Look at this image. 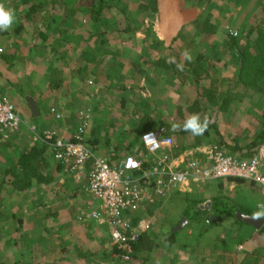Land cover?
Masks as SVG:
<instances>
[{
	"label": "crops",
	"instance_id": "crops-1",
	"mask_svg": "<svg viewBox=\"0 0 264 264\" xmlns=\"http://www.w3.org/2000/svg\"><path fill=\"white\" fill-rule=\"evenodd\" d=\"M52 17V21H55ZM44 27L40 25L35 30L39 39L46 41L44 43L39 40H36L37 42L26 40V33L16 36L25 39L21 42L20 38L8 35L10 33H4L2 36V38L7 36V42L6 44H0V48L3 50L0 53V87L4 93L9 95L11 85L20 86L21 94L16 93L15 95L24 98L32 119H24L26 125L19 132L13 134V140L6 147L4 144L0 148V155L5 160L0 168V185L2 184L4 170L15 165L17 157L16 160H13V156H16L19 150L33 145L44 146L41 141L35 139L27 127L28 124H34L40 130H56L59 136L64 139H72L77 128L83 122H87L88 130L84 142L95 155L108 160L110 164H117L121 159L132 154L143 160L146 163L145 167L149 168L153 157L145 150L141 142V133L137 131L142 124L140 112L144 115L146 113L153 114L152 118L154 119L151 120L153 126H151V122L149 125L153 128V131L162 130L160 135H164V130L173 128L176 121L172 116L166 117L164 115L165 110L162 108V106L164 107L162 102L151 106L152 101H155L154 96L163 98V96L168 97L169 94L173 93V90L168 87V82H171L170 72L166 68L159 67L153 70V66H156L158 62L157 60L160 61L161 65L167 63L166 60L162 61L161 56L163 54L159 52V48L163 43L157 40L158 42L151 44L150 46H154L151 49V57L148 58V63L151 66L139 70L140 64L144 62L140 61L135 71V69L131 70V65L125 56L126 48L121 43H118V45L109 42L94 44L91 37L89 40H83L82 35L86 31H83L82 27L70 28L67 25L59 26L58 24L49 28L50 30H56L57 34L47 37L44 34ZM74 33L79 35L74 36ZM33 38L37 39L35 36ZM165 38L169 40L166 36ZM1 45H5V47L3 48ZM105 49L111 50L112 55L107 56L106 52H103ZM11 65L18 68L12 70L10 69ZM136 99L139 101L137 102ZM148 100L151 101L147 106L146 102ZM161 100L167 102L165 99ZM33 104L38 107L37 113H34L30 107ZM134 112L138 113L135 115ZM56 113H59L61 117L58 118ZM33 118L38 119V123ZM201 141L199 147L217 143V141L211 140ZM192 142L193 140H191ZM191 149L194 148L189 147L185 151ZM45 156L52 176L51 183H55L56 180H59L58 182L63 180L62 177H65L64 171L69 172L74 178L73 173L55 160L51 148L47 147ZM90 167L91 162L87 164V170ZM80 181H82L79 182L82 187L85 180ZM236 181L238 179L224 178L211 183L206 188L199 187V190L210 189L214 198L208 200L211 201L212 207V200L224 198L223 194L226 191L230 194L234 193L233 190L238 186ZM44 185L46 184L36 185L35 187ZM5 186L7 185L5 184ZM193 189L172 191L159 205L168 206L171 201H175L177 196H181L183 199V202L176 203L175 201V203H172L174 207L181 210L175 215L174 211L177 209L169 208L168 223L162 225V227H155L153 222L150 228L143 232L149 234L150 238L157 242L152 251L151 260L147 264H236L235 262L246 259L248 253L250 258L259 260L261 257L259 252L264 250V235L261 234V229L264 227V215L257 217L255 214L258 212L264 213V203H258V208L253 211L246 203L236 201L234 203L233 201L232 204L239 205V210L242 211L236 212V217H234L237 219L236 222L232 216L222 214L220 218L222 221L218 220L215 225H221L222 227L225 226L224 223L228 226L231 223L233 226L236 223L238 227V223L243 222L246 227H241V230L245 229L249 233V237L245 243H239L236 248H233L228 235L221 234L220 239L225 240L228 238V240L226 245L220 246L211 237H201L202 231L196 234L194 240L190 237L194 233L189 225L192 222L183 215L188 209L186 199L204 200L203 197H198L197 191L193 192ZM3 191H5V188ZM95 199H92L93 205H88L86 209L79 212L77 207L71 208L72 213H76L78 216L84 210L98 208L100 203H97ZM89 206L93 208L91 209ZM159 206H155V210H158ZM211 207L206 210H211ZM145 209L143 208V210ZM247 216L258 218L255 220L256 226L241 219ZM183 217L187 219V223L180 227ZM163 218L164 216L159 215L158 219L161 224H164L161 220ZM197 220L194 221L197 222ZM152 221H155V219ZM89 223L96 225L94 221ZM103 226H105L103 227L105 231L108 232V227ZM173 227L175 237L173 240H166L165 237ZM186 227L188 228V235L179 236L178 234L183 233ZM252 229H254V232H252ZM203 230H207V228ZM102 234L104 235L103 232ZM239 246H242V248L239 249ZM240 252L243 255L239 256L238 253ZM250 258H247L248 262L244 261L245 264H253V262H249Z\"/></svg>",
	"mask_w": 264,
	"mask_h": 264
},
{
	"label": "rangeland",
	"instance_id": "rangeland-1",
	"mask_svg": "<svg viewBox=\"0 0 264 264\" xmlns=\"http://www.w3.org/2000/svg\"><path fill=\"white\" fill-rule=\"evenodd\" d=\"M19 1L20 0H0V4H2L6 10H11L14 14L11 25L6 29L0 28V44H6L7 42V36L2 38L4 33H10L8 35L14 37L21 33H26V40L29 39V41L32 42H37L36 40H39L41 43H44L46 41L39 39L35 33L36 27L40 25L45 26L43 28L45 30L44 34L50 37L51 35L57 34V31L50 30L49 28L56 24L59 26L66 25V21H63L62 18L66 17L68 19L70 15L71 19L73 16L75 17L77 15L79 17V24L88 28H92L95 23V20H93L95 15L91 12V8L92 4H95L97 0H77L74 6L80 5L78 6L80 9H78L82 11L77 12L76 15H72L73 11L71 12L67 9L70 0H30L31 3L28 5L22 4L21 2L19 3ZM156 2L158 7L157 23L153 28L156 32L155 36L159 37V42L161 41L163 43L159 48V52L163 54L161 59L162 61H168V63L175 60L177 54H182L181 58H185V53L190 54V51L196 44L200 45L202 49L204 48L203 51H207L209 46L210 50L213 48V41L215 40L213 35L208 36L207 34H201L195 37L200 34V31L204 27L203 25L208 19L220 28V33L216 37L222 39L223 33H225L226 29L229 27H232L234 30L237 29L236 31L240 33V28L248 30L252 25H258L261 19L264 18V8H262L264 5L262 4V6H260V0H156ZM32 3L38 4L39 8L35 13L26 16V8H30ZM144 3L150 6L148 9L151 13V8L155 3L153 1ZM16 4H18V6H15ZM139 4H143L142 1L130 0V2H128L129 11L135 14L137 10H140L138 7ZM106 13L107 15H103L102 21L106 24L105 28H108V40L112 42L114 39H119L120 41L114 40L112 44L118 45L119 42V44L121 43V45L125 46V56L128 63L131 65V70L135 69L136 71L140 61L144 62L140 64L139 70L146 66L150 67L151 65L148 63V58L151 57V49L154 48V46L148 47L145 44V36L141 32L123 34L120 36V30L123 29V24L126 20L120 23L113 12ZM142 14L143 12L141 14L139 13V15ZM52 15L54 16L52 17ZM77 16L75 18H77ZM150 16L151 15L147 16V18ZM51 17L54 18L55 21H52ZM140 17L141 19L146 18L145 16ZM197 17L199 18L194 21ZM20 26L21 29H17ZM67 27L73 28L70 21ZM138 27L142 29V31L146 30L144 24L138 25ZM260 30L264 32V27ZM33 36L37 39H34ZM82 36L83 40H89L91 37L87 31ZM165 36L169 38V40H167ZM16 38H20V42L24 39L23 37ZM92 41L94 44L99 42L95 37H92ZM155 42H157V40L151 41V44ZM205 44L206 46L204 47ZM1 46L3 48L5 47V45ZM27 46L29 45L27 44ZM217 50L220 51L219 57L214 59L216 63H218L220 70L218 69L217 72L214 71V75L221 77L222 74L224 75L226 73L225 76H233V74L236 73L237 65L231 60L228 48L224 43H220ZM103 52H106L107 56L112 55L111 50L105 49ZM157 56H159V54H157ZM224 60H229L230 62L229 64L227 63L228 65L226 68L223 66ZM24 67L26 66L24 65ZM17 68V66H10L12 70ZM154 68H156L155 65L153 66V70ZM225 70L228 72H224ZM169 72L170 79H175V81L171 82L178 83L177 80L179 78L177 75L179 72H175L172 69L171 71L169 70ZM188 86L192 87L191 82L187 83V85L184 86L185 88L181 86L180 91L173 90V93L169 94L168 97L163 96V98H161L160 96H154L156 102L152 101L153 103L151 106L155 103L161 104L162 102L164 107L162 105L160 106L165 110L164 115H166V117L172 116L176 119L178 110H181L182 107V110H187L188 106L197 98L192 93L193 88H189ZM222 87H224V85H222ZM21 91L20 86L11 85L9 89V98L23 120H31L32 118L30 117L28 105L25 103L24 98L15 95L16 93L21 94ZM212 94L221 95L223 93H215L212 91ZM161 99H165L167 102H163ZM136 101L138 102L139 100L136 99ZM150 101L151 100H148L146 102L147 106ZM134 113L136 115L138 112ZM33 119L38 123V119ZM261 127L264 129V92L260 88L255 90L251 98L246 97L241 105L237 107V111L233 112V114L224 112L219 121V129L225 141L233 140L234 136L237 135L242 140L241 145L243 149L246 148L245 145ZM172 137L176 143L180 142L177 141L174 136ZM213 137L217 138V134L214 133ZM11 140L13 139L11 138ZM187 142H191V140H187ZM13 158V160H16V156H13ZM4 161V158L0 155V168ZM64 172L65 177H62V179L64 178L61 180L62 182L56 180L55 183L49 185L37 186L19 196L14 195L12 199H10L11 211L17 212L21 210L24 214L22 217L23 222L20 224H18L17 219L14 218L0 224V226L4 225L0 227V257L3 261L10 263L12 259H17L19 261L25 258L29 260L31 256V261L33 260L36 264H116V261L111 258L106 259L107 261L104 262H98L97 255L100 252L105 253L106 250H109L110 240L108 239V232L103 228L105 226L97 224L96 221V225L78 221L76 213H72L71 208L77 207L79 212L86 209L88 205H93L92 199H94V196L90 193L82 192L79 187V182L82 181L72 178L69 172ZM236 185L238 186L233 190L235 194H230L228 191L223 194L224 198L220 200L221 204L219 203L217 208L213 209L215 214L221 216L217 209H221L225 205H231L233 201L234 203H246L253 211L255 208H258V203H264V194L261 192L258 185L243 179H238ZM195 191H197L198 197H203V201L214 198L209 188L204 189V191H200L199 188H194L193 192ZM95 200L97 203H100L99 200ZM175 201L179 203L183 202V199L181 196H177ZM175 201H171L168 206H159L158 210H155L156 207L147 208V206L146 209L143 210V213H141V216L149 220L151 225L154 222L155 227H162V225L164 226L169 221V208H178L172 205ZM89 207L91 209L93 208L92 206ZM179 210L181 209L174 211L175 215ZM189 210L191 209L189 208ZM189 214L193 215L192 210ZM159 215H161V217L164 216V218L161 219L164 224H161L158 219ZM203 215L204 214H201L199 218H203ZM152 217L155 221H152ZM212 217L213 219L215 218V216ZM199 218L197 222L192 220L190 221L192 223L189 224L194 232L190 235L193 240L196 234L202 231L201 237H211L215 240V243L220 246L226 245L229 238L231 239L232 247L236 248L237 244L245 243L249 237V233L246 232L245 229L241 230V227H246L243 222H239L238 227L236 223H234L233 226L230 223L229 225L231 227L224 223L226 226L225 228V226L221 227V225H215L216 222L208 226L203 225L204 223L200 221ZM233 219L236 222L237 219L234 217ZM220 221H222V219ZM204 228H207V230H203ZM187 229V227L184 228V232L178 235H188ZM100 230L104 235H101L102 232ZM252 232H254V229H252ZM2 234H6V239L1 237ZM221 234H227L228 238L225 240L220 239ZM238 254L239 256L243 255L242 252ZM259 254H261L259 260L246 257L245 261H247V258H250L249 262L251 261L253 264H264V250L260 251Z\"/></svg>",
	"mask_w": 264,
	"mask_h": 264
},
{
	"label": "trees",
	"instance_id": "trees-1",
	"mask_svg": "<svg viewBox=\"0 0 264 264\" xmlns=\"http://www.w3.org/2000/svg\"><path fill=\"white\" fill-rule=\"evenodd\" d=\"M76 1L77 0H70L67 5L68 11H73L72 15H76L77 12L82 11L79 10L80 8L78 6L80 5L74 6ZM140 1L143 3L139 4L138 6L140 10H137L135 14H133L129 11L128 2H130V0H97L95 4H92L91 8V12L95 15L93 18L95 23L92 28H88L79 24V17L77 15V18H75L76 16H73L72 19L70 18L71 15L68 17V19L63 16L64 18H62V20L66 21V25H68V22L70 21L74 28L82 27L83 31H87L91 35V38L95 37L100 43L105 44L109 42L112 44L114 40H120L114 39L112 42L108 40V28H105L106 24H104L102 19L103 15H107L106 12H113L116 19L119 20L120 23H123L126 20L123 24V29L120 30V36L123 34L141 32L145 36V44L149 47L151 45V41L159 40V37L155 36L156 32L153 28L157 23L158 7L156 0ZM150 1L155 3L151 8V13L148 9L150 6L144 3ZM20 2L25 5L31 3L30 0H20L19 3ZM18 4L15 6H18ZM262 4L264 5V0H260V6H262ZM38 6V4L32 3L30 8H26L27 12L25 15L30 16L31 14L35 13L39 8ZM262 8L264 7L262 6ZM141 11L143 14L139 15V13H142ZM149 15L151 16L147 18ZM140 16H145L146 18L141 19ZM198 18L199 17H197L194 21H196ZM263 20L264 18L261 19V22L258 25H252L248 30L240 28V33L236 31L237 29L234 30L232 27H229L226 29V32L223 33L222 39H219V37L216 36L219 35L220 28H218V26L214 25V23L208 19L203 25L204 27L200 31V34L196 35L195 37L201 34H207L208 36L213 35L215 40L213 41L214 45L211 50L209 46L207 51H203L204 48L202 49L200 45L196 44L190 51V54H188L185 58H181L182 54H177L175 60L171 61V63H168L167 61L165 65H161L160 61L157 60L158 62L156 64V68H166L168 71H171L172 69L175 72H179L177 75L179 78L177 80L178 83L169 82L168 84V87L171 90L180 91L181 86L184 87L187 85V83L191 82L192 87H188L193 88L192 93L197 97L194 99L193 103L188 106L187 110H182L183 107L181 110H178L174 125L179 127L176 130H174V128L164 130V135L170 134L174 136L177 141H180L175 143L173 148L174 156L179 155L186 149H189V147H199L202 142L201 140H219L217 141L218 144L225 146L229 151L235 152V154H237V156L240 158H247L251 157L264 143L263 127H261L260 130H258L253 135L250 141L245 145V149H243V146L241 145V138L236 135L234 136L233 140L225 141V138L219 129L220 117L224 112H228L229 114L236 112L237 107L241 105L243 100L246 97L251 98L256 89L260 88L264 92V32L260 30L264 27ZM141 24L146 26L145 31H142V29L138 27V25ZM17 29H21V26ZM78 35V33H74V36ZM220 43H224V45H226L228 48V53L231 56V60L238 66V68L236 66V73L233 74V76H225V73L224 75L222 74L221 77H218L213 73L214 71L217 72L219 69L218 63H216L214 58L219 57L220 51L217 49ZM205 46L206 44L204 47ZM189 56L191 57L190 59L188 58ZM227 63H230L229 60H224L223 66L225 68L228 65ZM177 65H181L182 70L178 68ZM224 72L228 71L225 70ZM221 84L224 85V87H222ZM212 91L215 93L222 92L223 94L214 95L212 94ZM192 115H198L201 122L204 120L209 121L207 131H205L203 135H193L190 132L182 130L185 121ZM152 116L153 114L146 113V115H144L141 113L142 124L141 127L137 129V131L141 133V136L143 133L153 130V128H151V126H153L151 120L154 119ZM150 122L151 126L149 125ZM158 132L161 133L162 130H158ZM214 133L217 134V138L213 137ZM187 140H193V142H187ZM9 142L5 144V147ZM46 149V145L43 147L33 145L31 147L23 148L19 150L20 152H17V160L15 165L4 170V175L1 180L2 184L0 185V224L7 222L11 218L17 219L18 224L23 222L22 217L24 212L21 210L17 212L11 211V204L9 201L14 195L19 196L24 192H28L29 190L35 188L36 185L51 184L52 176L49 172L50 168L45 156ZM5 184L7 186H5ZM79 187L82 192L84 191L88 193L85 191L84 186ZM4 188L5 191H3ZM220 200L221 198L216 199L215 201L212 200L211 210H206L200 207V204L204 202L203 200L186 199V201H188V209L183 213V215L190 221H196L201 214H204L203 218H199V220L204 223L203 225L208 226L211 223L214 224V222H218V220L221 218V216L215 214L213 211V209H216L217 205L221 202ZM223 207L222 209H217L220 215L226 214L236 217V212H242L239 210V205L231 204L225 205ZM189 208L192 210L193 215L189 214L191 211ZM212 216H215L216 220L213 219ZM76 217L78 216L76 215ZM140 219L141 217L136 216L133 220V223L137 224ZM2 226L4 225H1L0 227ZM173 229L174 227L165 237L166 240H173L175 237L176 234L173 233ZM263 231L264 227L261 229V234L264 235ZM5 236L6 234H2L1 237L6 239ZM156 245L157 242L151 239L149 234L143 233L140 235L139 241L134 244L135 254L131 260H123L122 254L120 252L121 250L116 246L111 245L108 248L109 250H106L105 253L100 252L97 255V259L98 262H102L107 261L106 259L108 258H111L116 261V264H146L151 260L152 251ZM248 255L249 254H247L246 257H249ZM29 260H26L25 258L19 261L17 259H12V261L8 263L3 261L0 257V264H36L33 260L31 261V256ZM245 260L246 259H243V261H237L235 263L245 264Z\"/></svg>",
	"mask_w": 264,
	"mask_h": 264
},
{
	"label": "built area",
	"instance_id": "built-area-1",
	"mask_svg": "<svg viewBox=\"0 0 264 264\" xmlns=\"http://www.w3.org/2000/svg\"><path fill=\"white\" fill-rule=\"evenodd\" d=\"M2 51L0 48V53ZM56 116L61 117L59 113ZM24 125L9 95L0 87V148ZM27 127L35 139L53 150L55 160L73 173L75 179L85 180V191L99 200L100 205L82 211L77 219L106 225L110 245L121 250L125 261L132 259L134 244L151 226L149 220L141 216L143 208L159 206L172 191L206 188L224 178H235L258 185L264 194V143L247 158H240L218 143L174 156L173 137L151 130L141 136L142 145L153 157L151 166L146 168V163L132 154L117 164L95 155L84 142L87 122L77 128L72 139H64L56 130H40L34 124ZM149 134L155 138L154 144L150 142L152 137L145 138ZM89 162L91 167L87 170ZM136 216L141 219L134 224Z\"/></svg>",
	"mask_w": 264,
	"mask_h": 264
},
{
	"label": "clouds",
	"instance_id": "clouds-1",
	"mask_svg": "<svg viewBox=\"0 0 264 264\" xmlns=\"http://www.w3.org/2000/svg\"><path fill=\"white\" fill-rule=\"evenodd\" d=\"M13 12L11 10H6L5 7L0 4V28L6 29L9 27L13 21ZM187 56L188 54L185 53ZM189 59L191 58L190 56L188 57ZM178 68L182 70L181 65H177ZM208 120H204L201 122L200 117L198 115H192L190 116L184 123L182 130L186 132H190L193 135H203L205 131H207L208 128ZM179 126L174 125L173 128L176 130ZM149 137H152L150 140L151 143H155V138L151 134L146 135V139ZM257 217L264 215L262 212H258L255 214Z\"/></svg>",
	"mask_w": 264,
	"mask_h": 264
},
{
	"label": "water",
	"instance_id": "water-1",
	"mask_svg": "<svg viewBox=\"0 0 264 264\" xmlns=\"http://www.w3.org/2000/svg\"><path fill=\"white\" fill-rule=\"evenodd\" d=\"M30 107H31V109H32V111L34 113H37L38 107H37L36 104L30 105ZM200 207L203 208V209H210V207H211V201L210 200L206 201L203 205H200ZM241 219H243L244 221H246L248 223H251V224L255 225V220L258 219V218H254V217H251V216L250 217L247 216V217H243ZM185 223H187V219L183 217L182 218V221L180 223V227H182Z\"/></svg>",
	"mask_w": 264,
	"mask_h": 264
}]
</instances>
